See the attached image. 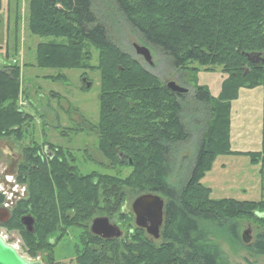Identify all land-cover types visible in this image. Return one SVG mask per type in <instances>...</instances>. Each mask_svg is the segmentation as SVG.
Segmentation results:
<instances>
[{
  "label": "trees",
  "instance_id": "obj_1",
  "mask_svg": "<svg viewBox=\"0 0 264 264\" xmlns=\"http://www.w3.org/2000/svg\"><path fill=\"white\" fill-rule=\"evenodd\" d=\"M27 2L29 32L45 40L37 45L36 66L100 72L97 147L114 171L83 174L66 157L49 164L36 149L27 148L19 178L28 187L21 206L35 218L34 233L21 229L31 253L38 247L47 253L48 264H60L55 249L70 229L77 228L70 254L76 264H231L220 238L207 225L235 229L247 221L257 228L253 243L244 244L237 234L236 239L225 240L239 242L252 256L264 257V197L212 199L211 189L201 182L218 155H247L251 163L260 162L264 172V96L261 149L233 151L230 136L232 103L240 91L264 88V62L248 58L264 52V0ZM122 21L151 53L171 60L177 71L191 70L192 100L190 93H171L115 44L113 35L122 33ZM18 45L17 35L6 57L17 55ZM94 51L97 65L90 63ZM201 69L213 73L220 69L227 75L217 97L198 84ZM47 78L65 79L61 73ZM21 93V67L0 63V138L21 139L32 119L19 105ZM184 118L200 131L193 164L186 177L176 181V162L185 143L193 139ZM144 192H158L166 199L160 244L123 212L129 193ZM98 216L126 218L132 221L127 226L132 232L125 239L98 237L89 229Z\"/></svg>",
  "mask_w": 264,
  "mask_h": 264
},
{
  "label": "rangeland",
  "instance_id": "obj_2",
  "mask_svg": "<svg viewBox=\"0 0 264 264\" xmlns=\"http://www.w3.org/2000/svg\"><path fill=\"white\" fill-rule=\"evenodd\" d=\"M19 15L21 18L18 17ZM28 15L27 0H0V63L3 65L17 64L21 67L22 93L19 98V105L26 113L32 115V119L23 128L21 140L14 136L0 138V188L2 192H5L4 196L10 199L15 198L18 191L23 190L21 188L23 186L16 185L14 179L11 178L17 166L11 156L14 154V156L19 155L21 157L22 148L35 143L39 145L53 143L62 147L65 152L69 153V158L73 159L74 164L83 174L92 171L114 173L112 168L107 167V161L98 150L97 137L90 129V126H94L99 118L100 72L97 69L54 70L36 66L37 45L45 40L30 34ZM111 27L115 29L112 23ZM121 28V34L114 33L113 35L115 44L124 52L131 54L146 70L157 76L164 85L169 81H175L187 88L190 93L189 99L192 100L191 93L194 92V82L192 81L191 70L177 71L171 60L169 61L156 52L152 53L154 64L150 65L135 51L134 44L143 45L140 36L133 32L126 22L122 21ZM17 35L19 36V53L8 58L5 55L7 47L14 48V40ZM97 58V52L94 51L91 65H97ZM192 66L194 65H190V67ZM59 73L63 74L65 79L52 80L47 78V76ZM226 77L227 75H224L220 69L215 73L205 72L201 69L197 74L198 84L209 88L215 97L219 95L222 82ZM84 78L91 82V87L88 89H84L86 86L83 82ZM246 95L251 97L246 98ZM260 96H264V88L243 89L240 91V101L237 102L238 98L232 103L230 136L233 151L255 152L261 149L262 111L260 112L261 126L259 131L256 129L257 112L250 113V105L253 104L254 100L261 99ZM241 101L242 105H239ZM190 104L194 106L193 102ZM246 106L248 109L243 110ZM240 116L249 119V126L250 120H254L253 128L256 130H251L252 138L248 136L249 132L245 127L241 130L242 137L233 139L237 136V127H233V124L236 125ZM184 121L187 130L193 134V139L185 143L182 156L176 162L174 168L176 181L186 177L196 154L195 143L199 127L193 125L186 118ZM256 138H258L257 142ZM127 173L128 170L126 169L124 174ZM201 182L211 189L212 199L234 198L239 201H259L264 197V172L261 171V163H251L247 155H218L210 171L205 174ZM24 188H27L26 184ZM12 192L14 195H11ZM137 196V193L128 194L127 211L131 212V205ZM115 221L118 222L119 220L116 218ZM207 227L216 238H220L219 241L231 264H264V257L252 256L239 242L233 245L225 240L236 239V234L241 238L246 230L250 231L249 234L253 238L257 228L252 223L243 221L235 229L225 228V225L221 226L216 223H209ZM1 231L7 234L13 243H19L18 240H13V235L5 229H1ZM71 231L73 234L70 233ZM78 233L79 229H70L69 234L55 249L59 259L69 262V264L73 260L68 261L73 251L72 248L77 242L76 234ZM155 241L158 244L161 243V239ZM62 254H68V256H61ZM71 264L74 263L71 262Z\"/></svg>",
  "mask_w": 264,
  "mask_h": 264
},
{
  "label": "water",
  "instance_id": "obj_3",
  "mask_svg": "<svg viewBox=\"0 0 264 264\" xmlns=\"http://www.w3.org/2000/svg\"><path fill=\"white\" fill-rule=\"evenodd\" d=\"M137 54L141 55L147 63L153 65V59L150 49L145 45L134 44ZM249 60L254 63L264 62V52L259 54H251ZM87 88L91 87V82L83 79ZM166 88L173 94L188 93V89L177 84L175 81H170ZM164 206L165 200L158 194H143L138 196L132 203V211L135 215V223L137 227L146 229L147 233L155 239L160 238L161 227L164 221ZM5 218H8L10 213L2 210ZM1 222L5 223V219ZM29 231H32L34 219L26 216L23 219ZM90 231L94 235L100 236L103 239L110 240L122 236V231L116 224H112L108 217H96L90 225ZM250 231L246 230L242 234V240L245 244L252 242ZM0 264H44L42 260H30L19 254L18 250L0 234Z\"/></svg>",
  "mask_w": 264,
  "mask_h": 264
},
{
  "label": "flooded vegetation",
  "instance_id": "obj_4",
  "mask_svg": "<svg viewBox=\"0 0 264 264\" xmlns=\"http://www.w3.org/2000/svg\"><path fill=\"white\" fill-rule=\"evenodd\" d=\"M81 122H83L82 119H81ZM97 123H98V121H97ZM97 123L94 126H90V129H91L92 133L96 135L97 141H98V130L96 128ZM21 139H22V137H21ZM21 139H18V140H21ZM29 147H31L33 149H36L37 152H38V156L43 161H46L49 164H51L56 159H64L66 157L71 162L72 165H74L75 167H77V166L74 164L73 159L69 158V153L65 152V150L62 147L57 146V145H55L53 143H44L43 145H39L38 143H35L33 145H28V146L22 148L21 157H19V155L14 156V154L11 156L12 160L14 161V163H17L16 170L12 174L11 178L14 179V182L16 183V185L23 186V187H21V188H23V190L22 191H18L17 196L15 198L10 199L9 197H5L4 196L5 192H2L1 188H0V234L6 239V241L9 244L13 245L18 250L20 255H22V256L26 257L27 259H30V260H42L44 264H48L47 253L43 252L38 247L35 248L36 249L35 250V254L31 253L32 248L27 246V243L24 240V236H23V233H22V230H21V229H24L26 232L32 234V233H34V224H35L34 216L31 214V212H27L26 208H23V205L21 206L22 203H20L23 199H26L27 196H28V187L24 188V185L26 183L21 182L22 180H20V178H19V168H20L21 164L25 161V157H26L25 151ZM121 158H122V156H121ZM79 172H80V170H79ZM149 193L158 194V195L162 196L163 199L165 200V204H166L165 197L163 195H161L160 193H158V192H144V193H141V194H138V193L137 194H138V196H140V195L149 194ZM11 195H14V193L12 192ZM1 209L5 210V211H8L10 213L8 218L4 217ZM164 209H165V206H164ZM123 212H125V213L127 212L129 214V217H131L133 219L132 220L133 221V225H135V227H137L136 223H135V215H134V213L132 211V205H131V212H130V211L126 210V203H125V205L123 207ZM26 216H30V217H32L34 219V224H33L32 231H29L28 228L26 227V225L23 223V219ZM104 217H108V216H104ZM2 219H5L6 222L5 223L1 222ZM109 219H110V222L112 224H116L120 228V230L122 231V236L119 237V238H116V239H125V238L128 237V234L130 232H132V231H130V229H128L129 231L126 229V228H128L127 226L132 221L126 222V220H125L126 218L125 219L122 218V220H119L118 222L112 220L111 218H109ZM92 221H91V223H92ZM91 223H90V225H91ZM163 223H164V221H163ZM137 228L143 230L146 233V235L151 240H155V239L152 238V236H150L147 233L146 229L140 228V227H137ZM1 229H5V231H7L8 233L12 234L13 235L12 239L13 240H18L19 243L18 244L13 243L8 238L7 234L2 232ZM89 229H90V226H89ZM98 237H100V236H98ZM160 238H161V235H160ZM254 241H255V235L253 236L252 243ZM62 258H65V257H62ZM68 261H71L74 264H76L75 257H73V256H71L68 259ZM56 262L60 263V264H69V262L63 261V260H61L59 258L57 259ZM71 262H70V264H71Z\"/></svg>",
  "mask_w": 264,
  "mask_h": 264
},
{
  "label": "crops",
  "instance_id": "obj_5",
  "mask_svg": "<svg viewBox=\"0 0 264 264\" xmlns=\"http://www.w3.org/2000/svg\"><path fill=\"white\" fill-rule=\"evenodd\" d=\"M249 97H251L250 95H246V98H249ZM260 98L261 99H256V101L254 100L253 101V104L252 105H250V107H251V111H250V113L251 112H257L256 113V120L258 121L257 122V130L259 131V128H260V126H261V115H260V112L262 111V100H263V97H261L260 96ZM240 99H241V97L239 98V100H237V102H239L240 101ZM258 100V101H257ZM245 101V100H244ZM251 102V101H250ZM244 103V102H243ZM242 105V101H241V103H239V105ZM238 105V106H239ZM238 109V108H237ZM243 109V108H242ZM241 109V110H242ZM248 109V106H246L243 110H247ZM233 119H234V117H233ZM233 119H232V124H233ZM244 119V120H243ZM252 119V118H251ZM249 119H247L246 117H239L238 118V121H236V125L234 126V124H233V127H237V136L236 137H233V139L234 138H236V139H240L242 136H241V133H242V129L243 128H247L248 129V132H249V134H248V136L250 137V138H252V133H251V130L252 129H254L253 128V125H254V120H250V126H249ZM249 126V127H248ZM256 129H254V130H256ZM256 140V142H257V140H258V138H256L255 139Z\"/></svg>",
  "mask_w": 264,
  "mask_h": 264
}]
</instances>
